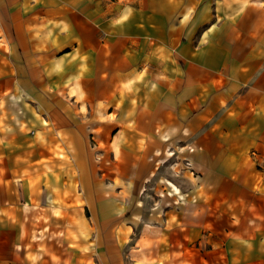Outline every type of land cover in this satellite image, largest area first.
<instances>
[{"label":"crops","instance_id":"0c3cea01","mask_svg":"<svg viewBox=\"0 0 264 264\" xmlns=\"http://www.w3.org/2000/svg\"><path fill=\"white\" fill-rule=\"evenodd\" d=\"M0 264H264V0H0Z\"/></svg>","mask_w":264,"mask_h":264},{"label":"rangeland","instance_id":"374dc122","mask_svg":"<svg viewBox=\"0 0 264 264\" xmlns=\"http://www.w3.org/2000/svg\"><path fill=\"white\" fill-rule=\"evenodd\" d=\"M167 180V181H166ZM171 179L169 178V176H167V174H166V176H165V181L167 182V183H169V184H172L173 183V181H170Z\"/></svg>","mask_w":264,"mask_h":264},{"label":"bare ground","instance_id":"6f19581e","mask_svg":"<svg viewBox=\"0 0 264 264\" xmlns=\"http://www.w3.org/2000/svg\"><path fill=\"white\" fill-rule=\"evenodd\" d=\"M167 181V180H166Z\"/></svg>","mask_w":264,"mask_h":264}]
</instances>
